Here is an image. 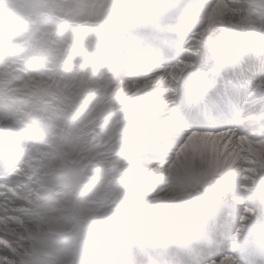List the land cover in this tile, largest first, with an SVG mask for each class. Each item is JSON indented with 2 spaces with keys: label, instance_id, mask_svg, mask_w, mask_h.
<instances>
[{
  "label": "snow or ice",
  "instance_id": "1",
  "mask_svg": "<svg viewBox=\"0 0 264 264\" xmlns=\"http://www.w3.org/2000/svg\"><path fill=\"white\" fill-rule=\"evenodd\" d=\"M0 264H264V0H0Z\"/></svg>",
  "mask_w": 264,
  "mask_h": 264
}]
</instances>
